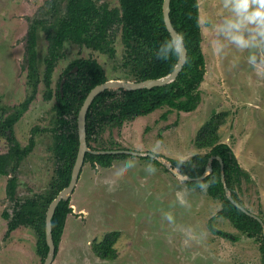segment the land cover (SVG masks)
Instances as JSON below:
<instances>
[{
  "label": "rangeland",
  "instance_id": "1",
  "mask_svg": "<svg viewBox=\"0 0 264 264\" xmlns=\"http://www.w3.org/2000/svg\"><path fill=\"white\" fill-rule=\"evenodd\" d=\"M99 5L118 6V0H96ZM200 17L214 14L222 0H198ZM47 0H0V118L1 108L8 111L28 95L26 45L30 25L45 10ZM202 50L206 73L201 85L202 100L192 112L168 107L126 121L122 126L107 127L90 141L93 150L131 149L151 152L154 142L163 141L155 156L117 158L109 167L85 161L77 186L71 195L72 212L68 215L58 253L52 264H262L260 242L243 235L225 217H215L214 225L240 239L233 241L213 233L209 219L221 208V201L206 189L192 188L187 179L173 168L172 159L187 160L205 154L208 148L195 144L197 131L214 111H227L219 131L221 139L233 148L239 163L253 178L244 185L241 196L246 206L264 217V76L247 63L246 51L226 49L217 54L211 43L213 31L201 24ZM48 41L40 31L38 63L42 77ZM116 54H108L72 42L66 43V57L59 61L53 87L61 82L68 66L78 58H96L105 68L108 79L133 80L123 64L124 44L116 29ZM45 86L15 124V134L25 146L35 133L36 145L17 170L20 198L49 191L55 176L54 135L48 129L56 118L55 98L46 99ZM7 114V113H5ZM9 149L0 135V154ZM134 166L119 170L125 161ZM155 160L159 161L157 163ZM152 163L156 171L145 170ZM9 176L0 174V264H43L37 234L30 226H20L7 233L4 211L13 214L15 203L6 193ZM185 201L184 204L180 200ZM164 213H171L169 222ZM118 231L117 257H99L93 250L105 235Z\"/></svg>",
  "mask_w": 264,
  "mask_h": 264
},
{
  "label": "trees",
  "instance_id": "2",
  "mask_svg": "<svg viewBox=\"0 0 264 264\" xmlns=\"http://www.w3.org/2000/svg\"><path fill=\"white\" fill-rule=\"evenodd\" d=\"M163 1L118 0V6L110 7L108 4L99 5L96 0H47L44 12L31 22L25 53L28 95L9 111L7 108H1L3 115L0 118V135L8 140L9 149L6 153L0 154V174L9 176L6 193L15 203L13 214L8 211L3 213L8 220L7 233L20 226L32 227L38 237V252L43 257L48 252L45 233L48 207L56 195L69 184L78 153L77 117L80 107L89 91L108 79L105 68L96 58H78L64 73L67 77L63 85V94L60 89L61 82L58 83L57 89H54V72L59 61L66 57V43L85 45L114 57L116 29L119 28L124 44L122 66L127 75L135 81L163 77L174 69L179 58V54L169 55L166 59L156 56L159 44L171 36L163 17ZM170 7L173 26L182 34L187 48V60L182 70L174 81L166 85L136 90L106 89L100 93L87 113L89 146L92 136L107 127H120L126 121L168 107L161 115L162 119H166L171 110L192 112L201 103V85L206 73V59L202 50V27L197 23L200 18L199 1L171 0ZM40 31L45 34L48 41L42 77L38 63ZM42 82L45 86V98L56 100L54 106L56 118L53 127L48 129L54 135L52 148L56 165L55 176L48 192L23 199L18 195L17 170L36 145L35 133L42 130L35 127L29 143L22 146L15 134V124L29 108ZM227 115V111H214L197 131L196 146L208 148L209 151L205 154H195L187 160L170 158L169 161L174 168H179L183 175L198 178L205 173L211 156L221 157L224 163L225 183L222 180L221 162L215 158L210 174L203 179L187 180V184L192 188H200L199 185L205 183L207 194L221 201V208L209 219L208 228L224 238L239 240L240 236L214 225L215 217H225L243 235L260 242L264 264V229L261 222L235 205L225 190L226 184L233 198L250 210L241 192H244L245 184L253 182L252 175L241 166L233 148L221 139L219 131ZM128 155L88 152L85 161L90 160L102 167H109L115 159ZM70 199L60 201L52 218L56 254L67 217L72 212ZM258 215L264 220L261 211ZM118 236V231L107 233L101 241L94 244V252L101 258L115 259L118 255L114 245Z\"/></svg>",
  "mask_w": 264,
  "mask_h": 264
},
{
  "label": "clouds",
  "instance_id": "3",
  "mask_svg": "<svg viewBox=\"0 0 264 264\" xmlns=\"http://www.w3.org/2000/svg\"><path fill=\"white\" fill-rule=\"evenodd\" d=\"M198 24L208 26L213 31L211 41L214 51L223 56L226 49L234 47L236 51H246L247 63L259 76H264V0H222L217 11L212 15L198 18ZM183 36L180 33L163 40L156 49V56L166 59L169 55L182 52ZM163 141L157 139L151 147V153L156 154ZM182 162V161H181ZM134 161L125 160L119 165V170L134 166ZM149 173L156 171L152 163L145 165ZM201 189L207 184L201 183ZM184 204L183 199L180 200ZM171 222V213H164Z\"/></svg>",
  "mask_w": 264,
  "mask_h": 264
},
{
  "label": "water",
  "instance_id": "4",
  "mask_svg": "<svg viewBox=\"0 0 264 264\" xmlns=\"http://www.w3.org/2000/svg\"><path fill=\"white\" fill-rule=\"evenodd\" d=\"M171 0H164L163 1V17L164 21L166 24L167 29L169 30L171 36H174L177 34V30L173 26L171 17H170V7ZM187 60V48L184 44V40H182V52L179 54V58L177 60V63L174 67V69L167 75L159 78H148L145 80H140V81H135V80H124V79H107L103 83H100L96 86H94L89 93L87 94L86 98L84 99L79 113L77 117V124H78V134H79V148H78V153L76 156V160L72 169L71 173V179L69 184L63 188L57 195L56 197L51 201L47 213H46V228H45V233H46V242L48 245V252L46 255V258L43 262V264H52V262L55 259L56 256V245L54 242L53 238V230H52V218L55 214L56 208L59 205L61 200H67L71 197L72 193L74 192L83 165L85 163V156L88 152L93 153V154H106V153H113V154H118V153H126V154H132V155H137V156H155L158 158L161 162H163L158 156L155 154H152L151 152H141V151H136V150H131V149H107V150H93L90 148L87 140V128H86V122H87V113L90 109L91 104L95 100V98L105 91L106 89H124V90H136V89H141V88H152L155 86H162L166 85L172 81H174L177 76L179 75L180 71L182 70L184 64L186 63ZM76 69V68H75ZM74 69V70H75ZM66 75L63 76L60 84V89L63 94V85L66 80ZM219 159L221 162V170H222V180L225 183V176H224V163L221 157L219 156H211L209 158L208 164L206 166V171L204 174H202L198 178H193L190 176L183 175L179 168H176L178 170V173L182 176H185L187 180H196V179H203L206 177L208 174H210L213 170L212 166V161L213 159ZM172 166V164H170ZM173 167V166H172ZM174 168V167H173ZM225 190L228 194V198L239 208H241L244 212L247 214L255 217L259 222H261L263 229H264V220L256 213L248 210L246 207L242 206L239 202H237L228 186L225 184Z\"/></svg>",
  "mask_w": 264,
  "mask_h": 264
}]
</instances>
